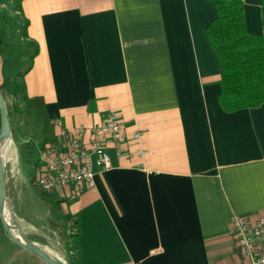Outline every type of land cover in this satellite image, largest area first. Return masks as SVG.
Wrapping results in <instances>:
<instances>
[{
	"label": "crops",
	"instance_id": "1",
	"mask_svg": "<svg viewBox=\"0 0 264 264\" xmlns=\"http://www.w3.org/2000/svg\"><path fill=\"white\" fill-rule=\"evenodd\" d=\"M244 13L264 33L260 0ZM215 16L213 0H0L3 94L41 98L55 134L111 110L123 124L95 187L56 195L75 219L67 264L245 262L229 229L236 215L264 216V102L222 106ZM0 264L48 263L0 233Z\"/></svg>",
	"mask_w": 264,
	"mask_h": 264
},
{
	"label": "built area",
	"instance_id": "2",
	"mask_svg": "<svg viewBox=\"0 0 264 264\" xmlns=\"http://www.w3.org/2000/svg\"><path fill=\"white\" fill-rule=\"evenodd\" d=\"M55 138V141L42 142L40 146L34 182L48 193L71 187L69 198L75 199L84 189L95 187L94 165L99 172L112 167L107 147L114 143L120 152L124 130L117 111L111 110L102 123L91 127L60 126ZM134 138L139 139L140 133L136 132ZM229 230L245 257L243 264H264L263 215L255 222L247 216L236 215Z\"/></svg>",
	"mask_w": 264,
	"mask_h": 264
},
{
	"label": "rangeland",
	"instance_id": "3",
	"mask_svg": "<svg viewBox=\"0 0 264 264\" xmlns=\"http://www.w3.org/2000/svg\"><path fill=\"white\" fill-rule=\"evenodd\" d=\"M19 30L20 37L24 32L22 24L19 25ZM17 47L23 52L28 45L22 46L19 43ZM4 93L6 102L12 109L10 124L13 135V153L7 164V197L11 202L16 203L15 213L18 222L25 233H28V237L67 261L74 256L70 237L74 231L75 219L69 204L60 202L56 197L60 194L67 197L66 190L65 188L53 190L52 194L55 196L52 195L50 199L33 180L36 173L35 161L43 142L42 122L34 113L29 112L22 87L16 86L12 90H5ZM15 103L18 105L17 111ZM12 166H15V171H12ZM7 209L9 212L10 205ZM10 221L13 223L12 219ZM0 233H6L2 224Z\"/></svg>",
	"mask_w": 264,
	"mask_h": 264
},
{
	"label": "trees",
	"instance_id": "4",
	"mask_svg": "<svg viewBox=\"0 0 264 264\" xmlns=\"http://www.w3.org/2000/svg\"><path fill=\"white\" fill-rule=\"evenodd\" d=\"M213 1L216 16L206 31L220 67V102L226 110L257 106L264 102V33L247 30L244 0ZM260 2L264 29V0ZM24 97L29 112L42 122L43 143L55 141V124L48 117L44 101L25 94ZM7 105L10 117L12 109ZM14 106L17 111L18 105ZM42 192L51 199L50 193Z\"/></svg>",
	"mask_w": 264,
	"mask_h": 264
},
{
	"label": "water",
	"instance_id": "5",
	"mask_svg": "<svg viewBox=\"0 0 264 264\" xmlns=\"http://www.w3.org/2000/svg\"><path fill=\"white\" fill-rule=\"evenodd\" d=\"M0 115H1V129H0V222L10 239L26 251L38 256L48 264H67V261L60 256L54 254L50 250L44 248L38 243L30 239L21 225L18 222V217L15 213V204L7 197L6 187V163L2 150L3 145L8 139L12 140V128L10 124V117L8 105L5 96L0 89ZM11 209L8 212L7 206ZM10 219L13 220L11 223Z\"/></svg>",
	"mask_w": 264,
	"mask_h": 264
},
{
	"label": "bare ground",
	"instance_id": "6",
	"mask_svg": "<svg viewBox=\"0 0 264 264\" xmlns=\"http://www.w3.org/2000/svg\"><path fill=\"white\" fill-rule=\"evenodd\" d=\"M10 143H12V140L11 139H8L5 142V144L3 145L2 153H3V156H4L5 159H6V153H7V150H8V146H9Z\"/></svg>",
	"mask_w": 264,
	"mask_h": 264
}]
</instances>
